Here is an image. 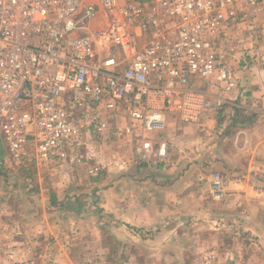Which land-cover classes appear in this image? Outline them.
Masks as SVG:
<instances>
[{
	"label": "built area",
	"instance_id": "built-area-1",
	"mask_svg": "<svg viewBox=\"0 0 264 264\" xmlns=\"http://www.w3.org/2000/svg\"><path fill=\"white\" fill-rule=\"evenodd\" d=\"M117 13L97 51L88 25ZM264 14V0H0V142L24 166L79 163L111 121L120 136L164 128L158 110L195 121L192 77L218 90L230 78L235 30ZM210 104V103H209ZM141 149L167 157L144 139ZM98 169V167L96 168ZM225 183V182H224ZM214 187L224 185L219 172Z\"/></svg>",
	"mask_w": 264,
	"mask_h": 264
},
{
	"label": "rangeland",
	"instance_id": "rangeland-1",
	"mask_svg": "<svg viewBox=\"0 0 264 264\" xmlns=\"http://www.w3.org/2000/svg\"><path fill=\"white\" fill-rule=\"evenodd\" d=\"M116 18L117 13L109 16L101 13L88 25L94 45L103 55L105 52L112 55L118 54L113 41L109 39L110 24ZM234 33L235 42L232 45L234 51L227 49L225 56L228 65L232 68L231 76L227 81L233 88L230 93L237 91L234 100L243 105L240 99L245 97L248 101L246 105H249L250 100L255 101L257 98L264 97V89L260 88V93L255 95L253 92L256 87H252L248 91L254 95H245L244 87L239 81L241 77H238L242 72H238L252 67L254 69L256 64V66L260 65L258 63L264 65V14L259 21L249 26L239 25ZM192 80L197 94L201 98L208 99L210 104L204 102L199 105L198 118L189 122L197 123L207 114L217 116L218 113L225 111V105L226 108L231 109L229 103H225L223 98H220L222 96L214 97L227 93V81L224 85L222 83L218 90H214L202 78L192 77ZM246 105L245 108L237 110L240 120H243L245 116ZM175 112L180 113L177 110ZM115 125L113 121L112 128L101 137L98 147L101 149L98 150V154L102 156L107 154L109 157L115 155L117 145L125 142L124 140L131 143V147L135 146L136 141L134 142L132 137H127L133 132L120 136L116 133ZM125 125L127 126V123L121 127ZM235 132L236 137L242 136L245 140V132L241 130ZM139 154V159L146 158L144 154ZM82 155L78 154V157ZM86 158L84 162L74 164L84 166L88 163ZM92 161L97 164L92 162L91 165H85L87 166L85 171L79 172L81 177L87 174L83 185L89 182L90 176L99 177L105 180L103 187L108 189L93 187L92 190L91 188L84 190V186H78L82 192L72 201L85 202V207L81 209L85 215L60 217L62 228H59L56 225L47 224V221L52 218L57 220L56 217L59 214L57 209L60 207L54 205L50 198V195L54 194L53 186L41 179L42 169L39 168L53 164L39 163L34 166L18 164L7 156L0 142V227L11 228L10 233L4 238H1L3 234L0 233V264H50L49 258L60 259L56 264H264V247L258 240L259 236L248 233L243 228L244 222L247 223L245 225L255 222L264 223V214L251 213L254 214L253 221L250 218L246 219L243 209L237 203L225 200L226 196L244 193L248 189L257 196H264V181L258 182L259 180L253 177L254 181L256 180L253 183L251 177L244 171L233 173L212 169L210 173H206L207 185H191L188 187L189 191L186 189L188 193L191 192L190 195L197 192L201 195L189 197L193 200L188 201L190 210H187V216L179 212L176 217L164 216L156 220L151 218L148 211H145L148 209L149 200H142L141 193L134 195L131 187L129 189L126 187L125 193H120L116 197L117 190L121 188L115 182L119 178L117 176L120 173L119 167H115V164L103 166L101 159L93 158ZM98 164L101 166H96ZM216 172L220 173L224 185V191L220 195L216 193L213 184ZM110 194L111 198L107 200L106 197ZM9 195L10 198H8ZM209 196L214 200L209 199ZM43 198L47 205L44 204ZM152 204L153 201H151ZM203 209L206 211H202ZM165 224L173 226L175 230L162 232L161 229ZM50 226L56 229L55 232L59 237L56 245L54 241L56 237L51 232L52 229H49ZM67 227L70 233L65 231ZM98 227L102 228V232H98ZM19 231L21 233H18ZM17 236H23L28 241L33 253L42 255L40 258L37 256L36 262L32 259L30 262V259L23 256L22 250L19 251Z\"/></svg>",
	"mask_w": 264,
	"mask_h": 264
},
{
	"label": "crops",
	"instance_id": "crops-1",
	"mask_svg": "<svg viewBox=\"0 0 264 264\" xmlns=\"http://www.w3.org/2000/svg\"><path fill=\"white\" fill-rule=\"evenodd\" d=\"M258 64L260 65L256 66V64L254 69L251 66L252 68L250 69L240 70L238 72H242L238 77H241L239 81L244 87L243 91H245V95H254L252 92L248 91V89L252 87H256L253 92L255 95L260 93V88L264 89V65L262 63ZM226 83L227 93L224 95L218 94V96L215 95L214 97L218 98L222 96L220 98H223L222 100L225 103H229L233 110L226 108L225 105V111L218 113L217 116L207 114L199 119L197 123H194L185 121L182 115L175 112L173 109L171 111L160 109L158 110V117L163 122L164 128L149 131L134 130L131 136H127L129 138L132 137L134 142L136 141L134 147H131V143L124 140L125 142L117 145V152L115 155L109 157L106 154L102 156V154H98V150L101 149L98 148L101 140L93 139L87 143V146L81 153V155L84 153V155H82L84 160L85 157H87L86 162L88 163L84 164V166L74 163H52L53 165L51 166L39 167L42 169L40 171L41 179L53 186L54 194L50 195V198L54 202V205L56 204L60 207V209H57V212H59L56 217L57 220L52 218V222L48 220L47 224H53L62 228L59 220L60 217L70 218L85 215L81 210L85 207V202L72 201V199H76L77 195H80L79 193L82 192L78 186H84V190H89L90 188V190L94 188L108 189L107 187H103V184H105L104 179L101 180L99 177L93 178L90 175H88L90 176L89 182L83 185V181L86 180L84 178L87 177V174L81 177L79 172L85 171L84 169L87 167L85 165H91L92 162L97 164L92 161L93 158L98 160L101 159L103 166H113V164H115V167H119L118 170L120 171L118 172L120 173L117 175L119 178H117L115 182L117 185H120L121 188L117 190L116 197L119 196L120 193H125L124 189H126V187L128 189L131 187L134 195L141 193L142 200H149L148 209H145V211H148L149 215L152 216L151 218L156 220L164 216L176 217L179 212L187 216V210H190L188 201L193 200L189 199V197L192 195L194 197L201 195H199V192L190 195L191 192L188 193L186 189L189 191L188 187L191 185H207L208 176L206 173H210L212 169L233 173H241V171H244L248 173L253 183L256 180H259L258 182H263L264 97L257 98L255 101L250 100L251 104L249 105H246L248 101L245 97H241L240 100L241 103H243L242 105L238 103L236 99L234 100L237 91L230 93L233 88L231 85H228V81ZM232 86L235 87L234 85ZM244 103L246 105V109L244 110L245 116L243 120H240L238 119L239 113L237 110H239V108H245ZM128 122L125 116L115 121L119 126ZM111 125H113V121H111ZM236 130L245 132V140L242 136L236 137ZM144 139H149L155 143L157 149L159 146L166 148L167 157L161 159L156 153H144L143 149L140 147ZM139 153L144 154L146 158L144 160L139 159ZM96 166L101 165L98 164ZM69 171H71V173H69ZM253 177L256 178L255 181ZM81 189H83V187ZM109 192L111 193V190ZM8 198H10V195ZM110 198L111 194L106 197L107 200ZM208 198L211 199L212 197L209 196ZM225 198L226 201L237 203V205L243 209V214L246 219L250 218V220L253 221L252 216H254V214L251 213H255L256 215L264 214V196H257L249 191V189L244 193L232 194ZM42 200H44V204L47 205L45 199L43 198ZM157 200L160 202L156 203L155 201ZM151 201H153L152 205ZM220 203L219 200V204ZM124 204L123 201V205ZM71 206L73 207L71 208ZM178 207L180 208L178 209ZM202 211L205 212L206 210L203 209ZM123 212H125V209H123ZM54 213L56 212L54 211ZM193 215L194 213L192 216ZM245 224L247 223L244 222V230L259 236L258 240L264 247V223L255 222L254 224ZM49 229H52L51 232H53L56 237L54 241L59 242V237L55 232L56 229L53 226H50ZM97 229L98 232H102V228L98 227ZM10 230V227H0V233L3 234L1 238H4V236L10 233ZM161 230L162 232H169L175 230V228L165 224L164 228ZM65 231L70 233L69 227H67ZM47 232L49 231L47 230ZM62 232L63 234L65 233L64 230ZM18 233H21V231ZM17 238H19V251L22 250L23 256H26L28 260L30 259V262H36V260H38L37 256H39V258L42 256L32 252L28 241L25 240L23 236H17ZM67 242L70 244L69 240ZM22 246L24 247L23 249ZM59 261L60 259L49 258L48 263L56 264Z\"/></svg>",
	"mask_w": 264,
	"mask_h": 264
}]
</instances>
